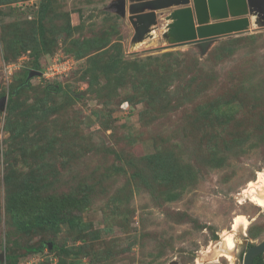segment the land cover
Here are the masks:
<instances>
[{
  "label": "rangeland",
  "instance_id": "1",
  "mask_svg": "<svg viewBox=\"0 0 264 264\" xmlns=\"http://www.w3.org/2000/svg\"><path fill=\"white\" fill-rule=\"evenodd\" d=\"M112 3L0 0V96L15 104L0 110V264L16 238L47 241L16 264H242L264 239V28L252 16L204 55L163 47L162 28L132 46ZM37 174L68 210L56 232L10 234L7 177Z\"/></svg>",
  "mask_w": 264,
  "mask_h": 264
},
{
  "label": "water",
  "instance_id": "2",
  "mask_svg": "<svg viewBox=\"0 0 264 264\" xmlns=\"http://www.w3.org/2000/svg\"><path fill=\"white\" fill-rule=\"evenodd\" d=\"M112 8L129 21L132 46L162 28L167 41L163 47L194 46L200 55L218 39L248 33L252 16L258 27H264V0H113ZM158 18L164 21L161 26ZM37 74L41 71L31 69L26 80ZM6 102L7 95L0 97V110ZM263 253L264 239L246 249L242 264H253Z\"/></svg>",
  "mask_w": 264,
  "mask_h": 264
},
{
  "label": "trees",
  "instance_id": "3",
  "mask_svg": "<svg viewBox=\"0 0 264 264\" xmlns=\"http://www.w3.org/2000/svg\"><path fill=\"white\" fill-rule=\"evenodd\" d=\"M40 9L44 10L45 7L40 5ZM38 31L40 36H43L44 31L42 25L38 26ZM33 66L38 69V61H35ZM25 76L26 74H23L21 79ZM45 89L49 92V89ZM45 93L47 92L45 91ZM14 105L12 94H10V96H7L6 107L11 111L13 110ZM5 127L10 129L7 125H5ZM158 160L161 162V157H159ZM118 169L119 168L117 167L115 168V170ZM7 180L10 181V184H12V189H6L3 214L6 217L8 216L7 219H9L12 226L17 230H10V234L14 232L16 234H19L20 232L31 234L40 228L42 229V232H44V230L56 232L59 217L64 216L65 212L68 210L67 202H69V199H66L67 197L53 198L49 194L46 195V188L52 182L50 179L48 180V176L37 174L25 177H14L13 179L9 176L7 177ZM67 218L69 219V217H66V219ZM9 243H12L15 247L19 246L22 250V253H20L21 255H27L30 253L40 252L42 248L46 246L47 241L46 239H42L35 245H28V240L25 241V244H22L20 243L19 238H16L9 241ZM52 249H55L54 245ZM60 251L66 255H84L83 251L80 250L79 247L75 249L63 248L60 249ZM20 254L11 255L10 253H6L4 258L9 264H16ZM261 255L254 259L253 264H264L261 259Z\"/></svg>",
  "mask_w": 264,
  "mask_h": 264
},
{
  "label": "bare ground",
  "instance_id": "4",
  "mask_svg": "<svg viewBox=\"0 0 264 264\" xmlns=\"http://www.w3.org/2000/svg\"><path fill=\"white\" fill-rule=\"evenodd\" d=\"M253 23H254V21H253ZM251 25H252V22L250 23V26ZM250 26H249V29H250ZM258 28H261V27H258ZM262 28H264V27H262ZM251 200H253V202H255L258 205H264V198H262L261 196H259L257 194H252L251 195ZM246 223H247L246 219H243V218H240V217H236L235 220H234V223H233L234 233H236V231L238 230L237 228L239 226H243L244 227ZM234 241L235 240H234L233 237L227 238V245H228V247H231L232 248V246L234 245ZM227 257H228V259H231V257L228 254H227Z\"/></svg>",
  "mask_w": 264,
  "mask_h": 264
},
{
  "label": "built area",
  "instance_id": "5",
  "mask_svg": "<svg viewBox=\"0 0 264 264\" xmlns=\"http://www.w3.org/2000/svg\"><path fill=\"white\" fill-rule=\"evenodd\" d=\"M58 60H59V59H58ZM54 63H56V62H54ZM57 63H60V62L57 61ZM67 63H68V61H66V60L63 62V64H65V66H66ZM60 64H61V63H60ZM50 68H51V67H49L48 69L50 70Z\"/></svg>",
  "mask_w": 264,
  "mask_h": 264
},
{
  "label": "crops",
  "instance_id": "6",
  "mask_svg": "<svg viewBox=\"0 0 264 264\" xmlns=\"http://www.w3.org/2000/svg\"><path fill=\"white\" fill-rule=\"evenodd\" d=\"M160 18H158V20H159ZM162 31V30H161Z\"/></svg>",
  "mask_w": 264,
  "mask_h": 264
}]
</instances>
